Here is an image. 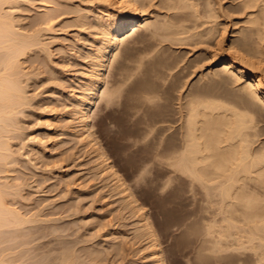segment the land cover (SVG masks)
Segmentation results:
<instances>
[{
    "label": "rangeland",
    "instance_id": "rangeland-1",
    "mask_svg": "<svg viewBox=\"0 0 264 264\" xmlns=\"http://www.w3.org/2000/svg\"><path fill=\"white\" fill-rule=\"evenodd\" d=\"M9 1L10 2H7L9 4H5L7 8L4 7V4L3 7L7 13L12 15L11 17L13 20H16L15 22L18 21L16 23L18 25V31L20 33L24 31L23 34L32 32L30 33L31 35L35 34V29H37L38 31L36 34L38 35V39H40V45H37V48H34V50L32 48V50L29 51L30 53L26 54L27 56L23 58L21 57L20 59L21 69L23 68L22 75L25 74L21 76V82L22 84L25 83L23 84V86H25L24 89L26 91L27 88L28 91H26L27 102L25 101L22 106L18 107L19 109H16L17 111L21 110L19 113L20 115H16L18 113L17 111H15L16 114L13 112L16 116L12 115L14 118L11 119L10 123L12 120L13 122L15 120L16 125L13 126V124H15L14 122L12 125L10 124L11 127L8 126L4 132L2 131L4 134L3 136L1 134V137H6L4 140L12 141L10 145L14 148L12 150L14 151L13 153L16 154L11 156L9 159L6 158L2 160L4 163L6 161V165H4L3 162H0V182L4 183L5 181L9 187L10 185L13 186L12 188H14V190H20H18V192L15 191V193H17V195H15L16 197L9 196L11 199L8 198L12 207L20 209L21 213L23 215L25 214V217H32L35 214L38 220H41L42 218L46 221L41 220L38 223L37 221L32 222L33 224L28 223L29 225H23L24 228L19 226L22 230L19 231V229H14L16 233H11L14 231L12 228H9L11 232L9 229L7 230V227L9 226L4 229L1 227L0 255H7L9 264H23V262H26V264H33L34 260H40L43 256H49L54 252L55 254L53 253L50 255L54 257L58 254V252H60V250L63 251L64 249L60 248L61 245L58 240L62 238V240H60H65L64 242H67L65 243L66 245L70 243L69 246L67 245L68 247L72 245L69 249H73V247H75L74 251L76 253L78 252L75 254L79 257V260L82 259L83 261L84 259L87 262L85 263V261H83L81 262L82 264H88L87 257L85 258L84 256H87V250L97 243V245L106 246V249H103L101 252L103 254V260L101 259V253L97 258L98 262L101 259V264H139L141 261L140 255L144 252L141 251L142 247H145L148 242L146 240H142V238H135L134 236V233L136 232L133 231V229L135 228V221H137V219H131L134 216H130L131 214L130 212V215L128 214V210L125 211L126 209L123 210L121 208V201L119 200L120 198H118L119 195H115L114 192L110 190V183H108V186L106 185L108 180L104 179L105 177H100L101 175L97 174L98 171L93 163L96 153H94V155L92 154L94 157L92 159V155H90L91 152L88 151H91V149L84 146L82 141L74 138L75 136L70 133L68 125L66 127V124L68 123L66 120L70 113L69 108L65 107L64 102L72 96V93L75 92V85H78L75 84V82L80 78V74L82 72L81 70L84 69L85 66L84 63H86V61L87 63L90 62L88 52L92 51L91 49L95 46L94 41L98 37V28L96 24L94 25L97 21L96 15L102 14V10L106 8L107 3L105 0H19L18 3H15L16 1L14 0ZM143 1L146 5L144 7L146 10L144 8L143 9L145 11L146 18H148V23H145L143 30L139 31L138 34L133 37H130L131 39L126 40L121 45L118 52L120 53L118 54L119 57L117 56V58L113 59L111 63L113 65L110 64L111 69L110 67L108 68L106 75L107 83L104 84V86L107 85V87L102 88V91L100 92V95L102 96H99L98 102L94 106L92 122L94 124L93 127H95L93 131H95V136H97L98 141H100L99 143H101V147L103 146L102 148L105 152H107L106 154H108L110 160L113 162L115 169L120 175H122L121 177L127 185L130 186L136 200L138 199L137 204L139 203L138 205L145 207L144 210L146 209L149 213V217L154 224L153 226L156 229L161 247L165 251L166 264H188V262L189 264H195L193 261L198 260L195 258L196 255L194 256V254H196V249L198 248L200 243L199 240H201L200 238L202 235L197 232V230L199 232L201 231L197 224L195 226L198 229L196 228L197 230H194L197 232L196 234L192 231L193 227L191 224L190 227L188 222H190V220L193 222L192 217L196 222V218L194 216L198 214L196 212H199L200 208H196L198 206L197 203L192 204L194 201L193 198L191 199L192 196H190L192 193L189 192L188 189L190 188L188 187V184L183 181V179L175 178L176 180H172V189L169 187V189L161 188L164 186L161 185V183L166 184L167 180L165 178L168 176V173L165 172L166 169L164 167L165 165H163L164 160L162 161V156L161 159L158 157V150H163V145L167 140L168 141L166 143L171 147H174L178 142L176 132L180 127L181 122V116L179 113V96H181V94H185L186 90L193 91V89L195 92L200 91L201 93H217L216 95L219 94L220 96L222 94L224 96V93L226 96L229 93V85L225 81H222V84H220V78H217L219 80L214 79V76V78H212L208 75L207 71L209 72L212 68V66H210L212 62L210 61L211 54L215 52V42L217 43L220 38V30L227 27L224 28V31L227 30L224 32L227 37L225 44H227L231 39L234 27L243 28V21L246 20L247 14L240 12H248V10H245L242 7V0H209L210 2L207 0H195L197 3L199 2L198 5L203 8L202 9L199 6V11L197 10L198 12H195L192 7L187 8V2H181L183 7H180L181 5L177 4L180 9L178 6L176 9L172 6L173 4L176 5L174 0H166V3H164V0ZM205 2L211 3L209 4L211 7L207 8L208 5ZM8 7H11L9 8L10 11H8ZM212 8L213 11L215 10L214 12L217 11L216 14L218 13L219 17H217L218 15L214 14V12L210 10ZM204 9H206V11L208 9L209 12L204 11ZM258 9L255 8V12H258ZM227 12H233V17L239 24L234 26L233 23L235 20L233 21V18L231 17L227 18V16H229ZM197 13L199 15L202 14V16L200 15L197 18ZM221 13L223 16L220 15ZM181 14L185 16L188 14V17L186 18H190V20L186 19ZM179 15L182 17H179ZM207 15L209 17H207ZM86 16L88 18H86ZM175 17L177 19L184 17L186 20H184L185 22L183 20L180 21V23L183 22L185 24H183L182 29L184 30H182L181 35H178L179 37L182 36L180 38L185 37V41H175L174 43L172 40V43V41L168 38H170V36L177 37L176 32L173 31V28H177V20ZM82 18H84V20ZM231 21L233 22L231 23ZM177 23L181 25V29L182 23L180 24L179 21ZM170 24H172V26ZM188 27H190V30ZM212 27L215 32L214 34L213 31H211ZM164 28L168 32L164 31ZM185 30L188 32H183ZM27 31L28 33H25ZM176 31L181 32L179 28ZM200 32L202 34L206 33L204 35L206 37H202ZM196 34L197 36L191 37V35ZM210 34L214 36H211ZM186 39H188L187 42ZM42 46L43 49H41ZM1 50L0 58L2 59V56L6 55L5 52L7 51L6 49ZM83 55H88V59H86ZM124 56L126 66L121 71L125 75H130V77L125 82V85H122L121 90L118 92L119 101H116V105L107 106L106 99L103 98V94H107L109 89L113 88V83L117 76L120 77V75L117 74L119 71L116 72L115 70L114 72V69L112 68H115L114 66L118 62V59H124ZM71 61L73 63H70ZM53 73H56L55 75H58L59 77H56L55 75L53 76ZM22 78L25 81H23ZM213 79L217 81L214 82ZM212 90L214 91L212 92ZM200 92L198 93L201 94ZM153 96H156L152 100L153 102L145 98ZM54 97L58 103H56ZM51 103L53 105H50ZM59 103H63L64 106ZM53 110H55L58 114L54 115ZM50 117L51 119L54 118L59 121L54 120V122L51 121V123L46 120L50 119ZM47 121L51 123V127L47 125ZM16 126H18L16 129L13 128ZM9 128L11 130H8ZM168 128L170 129L169 131ZM165 129L167 130L163 131ZM64 133L67 134L65 135ZM31 137H34L36 141L39 140L37 143H42V147L39 146L40 143L35 145L32 144L30 141ZM260 139H264V137L262 136ZM25 142L27 146L24 147L23 145ZM43 146L44 149L47 147L46 151L43 149ZM161 150H159L160 153L163 152ZM156 153H158V156H156ZM155 159L159 161L157 162ZM90 166L95 168V170L93 171V168L91 169ZM144 167L147 168L148 172H146V168L144 169ZM141 170L143 172L145 170L146 173H143ZM92 173H94V175ZM139 174L140 177L142 176V180L138 176ZM136 177L137 180L134 181L133 179H136ZM171 177L174 178L175 174L173 175L172 173ZM138 178H140L139 180L141 182L138 181ZM106 186L108 188H106ZM15 187H17V189H15ZM111 200L112 202L115 200L120 205L118 203H114L115 201L112 203ZM115 206H117V209ZM119 206L123 211L120 210ZM112 207L115 208L111 209ZM109 209L113 211L109 212ZM35 212H37V214L39 212V214L37 215ZM32 213L34 214L32 215ZM194 213H196V215ZM100 214L102 216L99 218ZM122 214L125 215L122 216ZM49 216L51 217L50 220H48ZM92 216L93 220H91ZM137 216L138 215L134 218ZM98 218L100 221L103 220V223L102 221H98ZM121 218L127 219L123 221ZM96 219L97 221H95ZM89 220L92 222L90 226L89 224H85V222L90 223ZM127 222L134 224H127ZM96 223L98 227L96 226ZM100 223L102 225H100ZM185 224H188V226H185ZM86 226L88 229L96 226L91 230L89 229V231H91L90 233L93 235L95 234L94 236L91 237L92 234H89V231L87 232V228H85ZM117 226L118 228L121 227V229L125 228L127 231L129 230L128 227H134L132 230L130 228L129 231L133 235L129 232L127 233V236H132V238H126L122 241L123 243H121L120 248H122L123 251H119L118 254V251H115L111 247L109 250L107 247V244L112 243L107 232H110L112 229H116ZM52 227H56L55 229L57 231L59 229L61 230L57 232L55 229H52ZM73 227H76L75 230ZM50 229L52 231L54 230L56 233H49V231H51ZM62 230L64 233L61 232ZM95 230H98V233L102 234H98ZM57 233L59 236L61 235L60 238L56 237L58 236ZM198 234H200L199 237ZM84 237L88 240H83ZM90 237L92 238V242L89 240ZM93 237L98 238H95L93 241ZM106 239L110 241H107ZM127 239L128 241H126ZM86 240L91 243L86 242ZM83 242L86 243L84 244ZM89 243L94 245L90 246ZM142 243L143 246H141ZM80 246H83L84 248ZM137 246L141 247V250L138 249L139 247L137 248ZM136 249H138L139 252L141 251L140 253L142 254L136 252ZM80 253L81 256L79 255ZM106 254L109 255V257H107ZM2 255L0 256V260L1 257L4 258ZM188 257L189 260H187ZM7 258H4L5 261ZM193 258H195V260ZM136 259L138 261H136ZM202 261H206L207 264H214V262L210 259ZM202 261H200V264H202ZM209 261L211 262L208 263ZM98 262L93 261L92 264H99ZM36 263L34 262V264ZM89 264H91V262Z\"/></svg>",
    "mask_w": 264,
    "mask_h": 264
},
{
    "label": "bare ground",
    "instance_id": "bare-ground-1",
    "mask_svg": "<svg viewBox=\"0 0 264 264\" xmlns=\"http://www.w3.org/2000/svg\"><path fill=\"white\" fill-rule=\"evenodd\" d=\"M14 1H16L15 3L19 2V0L18 1L14 0ZM142 1L143 0H105V2L107 3L106 8L102 10V14L96 15L97 21L96 23H94V25L96 24L98 28V37L94 41L95 46H93V49H91L92 50L91 52H88L89 54L86 52L90 56V62L87 63L86 61V63H84L85 64L84 69L81 70L82 72L80 74V78L78 81H76L78 83L75 82V84H78V85H75L76 86L75 92L72 93V96L69 99H66L67 97L66 96L65 97L66 101L63 99L65 101L63 102L65 103V107L69 108V113H70L69 117L66 120L68 121L69 124L67 123L66 127L68 125L70 129V133L73 136H75L74 138H77L79 141H82L84 143V146L91 149V151L88 150L89 152H91L90 155L92 154L94 155V153H96L94 156L95 158L92 155V159L93 158L95 159V160L93 159L94 161L93 163H94V166L96 167V170L98 171L97 174L101 175L100 177L102 176L103 178L105 177L104 179L108 180L106 185L108 186L109 185L108 183H110L109 185L110 190L114 192L115 195H119L118 198H120L119 200L121 201V208L123 210L126 209L125 211L128 210L127 211L128 214L130 212L131 215L130 214L129 215L132 217L133 216L135 217L136 215H138L136 218L134 217L131 218L134 220L137 219V221H135V226H134L135 228L132 226V228H134L133 231L136 232L134 233L135 234L134 236L135 238L136 237L142 238V240H146L148 242V243L146 242L147 244L145 245V247L143 246V243L141 244V246L144 247V248L142 247V250L140 249L141 247L137 246V248L139 247L138 249H140L142 252L144 251L142 254L140 253L141 251L139 252L138 249H136L137 250L136 252H139V254H142L140 255L141 261L139 264H166L165 251L161 247L156 229L153 226L154 224L152 223L149 217V213L147 212L146 209L144 210L145 207L138 205L139 203L137 204L138 199L136 200V197L134 193L131 191L130 186L127 185V183L121 177L122 175H120L118 171L115 169L113 162L110 160V157L108 156V154H106L107 152H105L104 149L102 148L103 146L101 147V143H99L100 141H98L97 136H95L96 133L95 131H93L95 126L93 127L94 124L92 122L94 106L97 104L99 96L100 97L102 96L100 95L102 88L107 87V85L104 86V84L107 83L106 75H107V70L110 67V64L112 63L114 58H117V56L119 57L118 54L120 53L118 52H119L121 45L126 40L131 39L130 37H133L134 35L138 34L139 31L143 30V28L145 27V23L146 22L148 23V18H146V14L144 11L145 9L144 7L146 5L144 1L143 2ZM165 1L166 0H164V3H166ZM174 1L172 2H174L176 5H174L173 3L171 4H173L172 6L176 9L178 6L177 4L181 5V2H187V6L185 5L187 8L192 7L194 8L193 10H195V12L199 11L198 8L200 5H198L199 2L198 3L196 2L199 0H196V1L194 0L195 3L193 0H174ZM7 2H10V1L0 0V46H1L0 50L6 49L7 51L5 52L6 55L2 56L3 57L2 59L0 58V162H3V163L4 161L2 160L6 158L9 159L11 156H14V154L16 153H13L14 151H12L14 149L10 145L12 141L4 140V138L6 137L4 138L1 137V134L2 136L4 134L2 133V131L4 132L6 127L10 126V124L12 125L15 122V120L14 122L12 120V122L10 123L11 119L14 118V116L18 115L21 111V110L17 111L16 109L19 106H22L27 100V96H26L27 88L25 91L24 89L25 86H23V84L25 83L22 84L21 82V76L25 74L22 75L23 68L21 69L20 59L21 57L23 58L27 56L26 54L30 53L29 51H31L32 48L34 50V48H37V45H40V41H39L40 39H38V35L36 34L38 31L37 29H35L36 33L33 31L35 34H31V35L30 33L32 32H29V33L28 31L25 32V33H28L29 34L28 35V34H23L24 31L22 33L18 31L19 30L17 28L18 25L16 24L18 21L15 22L16 20H13V18L11 17L12 15L7 13L4 9V7H6L5 4H9ZM209 2L208 3L205 2L208 5L207 8L211 7V5H209L211 3ZM241 3H242V7L245 10H248V12H240L243 14L244 13L247 14L246 20L243 21V25H242L243 28H240V27L235 28L234 26H236L239 23H237L238 21L235 20V18L233 17V14H234L233 12H232L233 14L227 12V14H229L227 18L231 17L233 18V21L235 20L233 23L234 26L232 24L234 29L231 35V39L229 40V42L227 41L228 42L227 44H225V40L227 37L225 35L226 33L224 32L227 30L224 31V28H227V27H224V28L222 27L223 30H220L221 33L219 32L220 38L217 41V43L215 42L216 47L214 45L215 52L211 54V59L209 58L210 61H212L210 65L212 66V68L209 70V72L207 71L208 75H210L212 78L214 77H215L214 79L220 78V84H222L221 83L222 81H225L229 85V86L227 85L230 88V90L228 89L229 93L228 94L226 93L227 94L226 96H225V93H224V96L223 94L220 96L219 94L216 95L217 93L216 94H213L210 92L201 93L200 91H198L201 93L199 94L198 92H195L194 89L193 91H191L188 88L190 91L186 90V92L188 91L187 93L185 92V94L183 93L181 94V96H179L180 97L179 98L180 100L179 113L181 116L180 117L181 122H180V127L178 128L176 132V135L178 136L177 137L178 142L174 147H171L166 143L168 141L167 140L165 141V144L163 145V148H162L163 150L158 148L159 150L163 152L160 153V151L158 150L159 156H158V153H156L157 154L156 156L160 157L159 159H161V156H162V161L164 160V163L163 162L161 163L165 165L164 166L166 169L165 172L168 173V176H167L168 178L165 176L166 177L165 179L167 180V181L165 180L166 184L161 183V185H164L161 188L169 189L172 187L171 185L173 184L172 180H174L175 178L183 179V181H185L186 184H188V187L190 188L188 189L189 192L192 193V195H190L192 196L191 199L192 198L194 199V201L190 199L191 201H193L192 204L197 203L198 206L196 208L197 209L200 208L199 212H196L198 213L197 215L196 213H194L197 217L193 215L196 218L197 223L195 222L193 217H192L193 222L191 220L190 222L187 221L189 225L190 224L192 225L193 227L192 231L197 230L199 228L201 231L199 232L197 230V232L201 233L202 235V237L200 238L201 240H199L200 243L198 245V248L195 246L197 248L196 254L192 253L194 254V256L196 255L195 258L199 261L198 262L195 260V258H193L195 260L193 261L195 264L197 262H198L197 264H200L201 263L200 261L207 260V259L212 260L214 264H264V139H260L262 136L264 137V45H263L264 43L263 42L264 40V0H242ZM3 4L5 5L4 7H3ZM180 7H183V6L181 5ZM9 8L11 7H8V11H10ZM213 8L210 10L213 11ZM255 8L256 9L259 8L258 12H255ZM204 11H206V9H204ZM207 11L209 12L208 9ZM216 12H214V14H216ZM181 15H179V17H182V16H184L185 18L188 17V14L186 16L185 15L181 16ZM200 15L202 16V14ZM200 15L197 13L196 14L197 18ZM216 15H218L217 17H219L218 13ZM220 15H222V13ZM224 15H225V11H224ZM184 17L180 19H177L176 17L175 18L177 22L179 21L180 23L181 20L183 21L185 20ZM207 17L209 16L207 15ZM86 18L88 17L86 16ZM82 19L84 20V18ZM188 20H190V18ZM233 21H231V23ZM177 22H176L177 28L176 27L173 28L174 29L173 31L176 32L177 37L170 36V38H168L167 36L169 33L166 36L170 41L173 40L174 43L175 41H185L184 40L185 37L180 38L182 36L180 37L178 36L179 34L181 35L182 30H184L182 28H183V24L185 23L181 22L182 27L180 29L181 25H179ZM170 25L172 26V24ZM178 28L181 32L176 31L178 30ZM188 28L190 30V27ZM186 30L183 32L185 33L188 32ZM164 31H167V30L164 28ZM211 31H213V27L211 28ZM214 33L215 32L213 31V34ZM205 34L204 33L202 34L200 32V35H202V37H206L204 36ZM194 36H197V34L191 35V37H194ZM211 36H214V35H211ZM187 40L188 39H186V42ZM41 49H43V46ZM87 56H84V57L88 59L89 56L88 57ZM70 63H73V62L71 61ZM125 66H126V63H125V56H124V59H121V58L120 60L118 59V62L114 66L115 68H112L114 69V72L115 70L116 72L119 71V73L117 74H119L120 77L118 76L117 78L115 77L116 80L115 81L113 80L114 86L113 88L110 87L111 89H109L107 94L105 93L106 90L104 91L105 94H103V98L106 99L107 106L108 105L113 106L114 104L116 105V101L118 100V96H119L118 92L121 90L122 85L124 86L125 82L130 77V75H125L121 71L124 69ZM26 73L29 74L28 72ZM55 74L56 73H53V76ZM111 76H114V75H111ZM214 79H213L214 82L219 80V79L217 80H214ZM23 81L25 80L23 79ZM72 91H73V88H72ZM213 91L214 90H212V92ZM155 97L156 96H153L150 98L145 97V98L149 101H152ZM56 103H58L57 100H56ZM50 105H53V104L51 103ZM60 105L64 106L63 103H61ZM46 107H49V106H46ZM15 111H17L18 113L16 114ZM13 112L16 115L13 114ZM53 112H54V115L58 114L57 112H55V110H53ZM50 119H46V120L50 122L51 121L54 122L55 120L54 118H52L51 120ZM51 123L48 122V124L47 123L46 124L49 127H51L50 126ZM15 125H16V122L15 124H13V126ZM17 127L18 126L13 127V128L16 129ZM8 130H11V129L9 128ZM166 130L167 129L163 131H166ZM169 130L170 129L168 128V131ZM6 132H9V131H6ZM64 134L66 135L67 133H64ZM30 141L34 145L40 143V142L37 143V141L39 140L36 141L34 137H31ZM41 144L42 143H40L39 146H41ZM23 146L24 147L27 146L26 142ZM46 148L44 149V146H43V149L45 151H46ZM156 160L157 159H155V161ZM158 161L159 160H157V162ZM4 165H6V161ZM92 168L93 167H91V169ZM145 168L146 167H144V169ZM94 170L95 168H93V171ZM145 170L146 172H148L147 168ZM145 170L144 172L143 171L142 172L146 173ZM94 173L92 174L94 175ZM172 173L173 175L175 174L174 178L171 177ZM140 174L138 175L139 177H140ZM140 178H138V181H140L139 180ZM133 180L136 181L137 177L136 179H133ZM6 183L7 182L5 181L4 183L0 182V228L2 227L4 229L7 226H9L7 227V230L9 228H12V230L19 229L20 231L22 229L19 228V226H22V228H24L23 225L28 224V223H32L35 221H37L38 223L41 220L46 221L45 219L43 220L42 218L41 220H38V218H36L34 213H32V215L34 214L32 217L31 216L25 217V214L23 215L20 209H17L16 207L15 208L12 207V205L8 201V198L11 199L10 197L12 196L16 197L15 195H17V193H15L16 190L12 188L13 186L10 185L9 187L8 184ZM107 186L106 188H108ZM15 189H17V187H15ZM18 190L16 192H18ZM114 203H118V202L115 201ZM115 207L117 209V206ZM115 207H112L111 209H114ZM121 208L120 210H122ZM111 209H109L110 210L109 212L113 211ZM35 213L37 214V212ZM123 215L125 214H122V216ZM100 216L102 215L100 214L99 218ZM50 218L51 217L49 216V219L48 218L47 219L50 220ZM125 219H123V221H125ZM91 220H93V216L91 217ZM95 221H97V219ZM98 221H100V219ZM101 221L103 223V220ZM91 223H92L91 221L90 223L85 222V224L86 225L89 224V226ZM127 224H131V223L127 222ZM196 224L198 228L195 226ZM100 225L102 224L100 223ZM96 226H97V223H96ZM118 226L116 229H112L110 232L106 231L108 235L110 236V240L112 242V243L108 242L111 245L107 244V247L109 250L111 247L115 251H118L117 254L119 253V251L120 252L123 251L122 248H120L121 243H123L122 241H124V239L126 238L128 239L132 238V236L130 237L127 236V233L130 231L131 226L128 227L129 228L128 231L125 228H122V229L121 227L118 228ZM185 226H188V224H185ZM55 228L52 227V229H55ZM73 228L75 230L76 227H73ZM85 228H87V226ZM93 228H89V229L91 230ZM89 229L88 228L86 229L87 232L89 231ZM15 230L11 232L9 229L11 233H16ZM51 231H49V233H52V234L53 232L56 233L54 230L52 232ZM61 232H63V230ZM90 232L91 231H89L88 233L92 234ZM96 232L98 233V230ZM194 232L197 234L196 231ZM129 233L132 234L131 232ZM94 235L92 234L91 237ZM199 235L200 234H198V237ZM56 237L60 238L61 235L60 236L58 235ZM91 237L89 238V240H91L92 242ZM146 237L148 238V240ZM95 238H98V237H95ZM95 238L93 237V241ZM60 239L62 240V238ZM60 239H58L59 244L61 245L60 248L64 250L63 251L60 250V252L57 251L58 254L57 252L56 254L58 256L57 255L54 257L50 256L51 254L54 253L53 252L49 256L47 255L48 257L47 256L44 257L43 256L44 253H43L42 259L37 260L38 262L34 260L33 264L34 262L35 263L37 262L36 264H82L81 262L85 261L84 259L83 261L82 259H80L81 260L80 261L79 257L76 256L78 252L76 253L74 251L75 247H73V249L71 248L72 250L69 249L72 245L68 247L70 243L67 244L68 245L67 246L65 244L67 242H64L65 240L61 241ZM85 239L87 238L84 237L83 240ZM107 239H108V236H107ZM128 239L126 241H128ZM87 240L86 242H90ZM102 240H105V239H102ZM110 240H107V241H110ZM97 244L96 245L90 244V246L91 245H94V246L90 247V249H88L86 252L87 256H84L85 258L87 257L88 264L90 262L92 264L93 261L98 262L97 258L100 256V253L103 251V249H106V246H101ZM80 247H83V246H80ZM79 255L81 256V253ZM102 256L103 254L101 255V257ZM3 257L6 259L7 255ZM107 257H109V255H107ZM4 258L1 257L0 264H9V259L7 258L8 261L7 260L5 261ZM101 259L103 260V257ZM101 259L98 262L99 264H101ZM187 260H189V257ZM136 261L138 260L136 259ZM203 262L204 261H202V264L204 263L207 264L206 261L204 263ZM210 262L211 261H209L208 263ZM24 263L26 264V262H23V264ZM85 263L87 262L85 261Z\"/></svg>",
    "mask_w": 264,
    "mask_h": 264
}]
</instances>
